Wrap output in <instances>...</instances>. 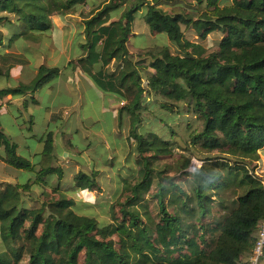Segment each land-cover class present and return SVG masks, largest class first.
Masks as SVG:
<instances>
[{"label": "trees", "instance_id": "trees-1", "mask_svg": "<svg viewBox=\"0 0 264 264\" xmlns=\"http://www.w3.org/2000/svg\"><path fill=\"white\" fill-rule=\"evenodd\" d=\"M161 1L173 2H0V27L13 29L9 40L46 33L52 18L89 9L81 15L90 51L69 64L102 93L123 101L116 127L121 133L127 119L126 142L134 143L123 164L108 163L121 187L108 220L99 221L79 213L61 190L50 191L49 178L65 175L53 165L51 132L40 138L43 149L32 165L0 130V160L15 170L36 169L21 185L0 183V237L7 248L0 264H19L23 257L26 264H247L264 218V186L255 175L264 149V0H180L170 12ZM139 13L150 35H166L174 53L164 45L155 51L136 48L139 59L129 57L131 24ZM182 26L192 28L200 42L185 38ZM212 33L221 38L209 52L202 42ZM1 34L0 29V48L6 49ZM113 60L118 73L108 74ZM27 64L23 55L0 52V76ZM60 74L57 67L40 66L32 85L2 89L0 98L33 94ZM151 115L167 128L166 135L147 128L140 133ZM192 156L202 163L190 172ZM97 175L79 171L71 188L99 192ZM36 186L47 201L27 207L20 191L32 195ZM54 192L57 198L51 199Z\"/></svg>", "mask_w": 264, "mask_h": 264}, {"label": "rangeland", "instance_id": "rangeland-1", "mask_svg": "<svg viewBox=\"0 0 264 264\" xmlns=\"http://www.w3.org/2000/svg\"><path fill=\"white\" fill-rule=\"evenodd\" d=\"M172 4L182 5L180 0H173V2L168 3L161 1V8L170 12L175 6ZM77 9L75 15L52 18V27L48 32L43 34L35 32L31 35L33 37H29V39L9 40L13 29L7 26L4 29L0 27L1 35L6 39L2 43L9 45L11 47L10 51L23 54L30 62L21 69L23 80L19 84L7 77V79H0L1 89L32 85L40 66L61 69V74L56 79L41 87L40 91L37 90L34 98L39 102L38 105H33L31 100L26 98L24 104L21 102L19 103L20 106L16 105L8 108L9 114L16 117L17 123L22 129L9 126V115L0 116V126L3 127L2 125H4L6 127L10 141L17 145V155L26 159L32 156L30 160L32 165H35L40 159V155L33 157V154H40L43 149V143L39 142L38 139L51 132L55 154L53 165L63 168L65 175L60 179L57 176L49 178L50 191L61 190L60 193H65L75 200L76 209L79 213L92 216L99 221H107L109 207L119 194L121 187L118 178H115L113 168L109 164L112 163V165L118 166L123 164L127 152L133 151L134 143L129 145L126 142L129 129L127 119L124 121L121 133L116 127L115 113H117L123 101L118 100L116 96L112 97L114 101H110V94L102 93L94 86L90 77L83 75L80 69L75 67L76 65L69 64L71 61L86 57L90 51L86 47L90 39L84 33V18L81 15V12L87 13L89 9L83 7ZM119 15L120 12L114 16L117 19ZM181 28L185 38L200 42L192 28L186 29L184 26ZM131 34L132 36L128 39L130 45H128L127 51H129V57L132 56L131 58L134 61L139 59L140 54L134 50L136 48H147L149 51V48L152 47L155 51L158 47L166 45L171 53L176 50L166 35L158 34L155 37L150 35L140 13L134 16L131 24ZM220 38L219 34L212 33L202 42V45L209 52L215 51L216 43ZM3 50L4 48L1 47L0 52ZM145 53V51L142 52V55ZM86 62H92V59H88ZM86 62H84L85 65H87ZM118 64L117 60L111 61L105 68L106 72L108 74L118 73ZM139 73L141 76L144 75L141 70ZM32 75L35 76L31 81L29 78ZM105 95H108V97L106 98ZM50 114L53 116L49 122L48 117ZM30 116L33 118V125L28 122ZM168 123L172 124L170 121ZM146 128L148 131L151 130L160 136L167 134V128H163V124L159 123L152 115L145 122V127L140 133L145 134ZM178 152L185 158L189 156L182 151ZM133 154L129 159V166L131 167H133ZM162 161L172 162L171 159H163ZM199 162L202 163L196 156H192L190 162L186 165L187 170L192 172V163L195 165ZM35 171L36 169L24 170L19 176V182L24 183L28 178L34 177ZM79 171L89 175L92 171H98L96 181L100 191L90 193L71 188L73 186V175ZM3 174L4 172L1 169L0 181L2 179L8 181L10 178L8 176L4 178ZM55 188L56 190H54ZM42 190L41 186H36L32 189L34 193L32 195L30 192L20 191L26 198L27 207L38 208L40 204L47 201L40 195ZM57 195L54 192L50 193L49 197L54 199L57 198ZM150 211L152 214L156 213L154 203L150 204ZM6 249L0 237V253L6 251ZM19 264H26V257H23Z\"/></svg>", "mask_w": 264, "mask_h": 264}, {"label": "crops", "instance_id": "crops-1", "mask_svg": "<svg viewBox=\"0 0 264 264\" xmlns=\"http://www.w3.org/2000/svg\"><path fill=\"white\" fill-rule=\"evenodd\" d=\"M2 39L6 40L3 37H2ZM2 44H3V46H9L7 44L4 45V43H2ZM2 48H4V47H2ZM10 48H11L10 46L8 48H6V49L4 48V50L2 52H4V53H12V54H16L18 56L19 55H23V54L18 53V52L15 53V52L10 51ZM26 60H27V58H26ZM27 62H28V64L30 63L28 60H27ZM27 65H25V66H15V67L11 68V70L8 72L7 76L6 75L5 76L4 75L0 76V79H5V78L7 79V77H9L11 80H13V81L17 82V84H19L20 81L23 80V78H22L23 73H22L21 69H23ZM34 76L35 75H32L29 78V80L32 81ZM2 89H6V88H2ZM2 89L0 88V90H2ZM36 93H37V91H35L31 95L30 94H26V95L19 96V97L8 95V96L0 98V116L9 115V119H10L9 126L14 127V128H18V129L19 128L22 129V127H20L19 124L17 123L16 117H14L13 115L9 114L8 108L9 107H14L16 105L20 106L19 103H21V102L24 104L26 98H29L33 105H38L39 102L37 101V99L34 98ZM109 96L111 97V98H109V100L110 101H114L112 99L113 95H109ZM105 97L107 98L108 95H105ZM33 100L37 101V103H34ZM89 106H90V104H89ZM18 109H20V108H18ZM18 114H20V112H18ZM52 116H53L52 114L49 115V117H48L49 122L51 121ZM28 122H29V124L33 125L34 122H33L32 116L29 117ZM2 126L3 127L0 126V130L2 131L3 134H5L8 137L6 127L4 125H2ZM29 129H31V127H29ZM32 137H35V136H32ZM39 142H41L40 139H39ZM3 151H4V149L0 148V158L4 157ZM37 155H39V154L35 155V153H34L33 157H36ZM31 157L32 156L28 157L29 161L31 160ZM9 167H10L9 165H7L5 162L0 160V168L4 172V174H3L4 178L7 177V176L10 178V179H8V181H5L6 179H2V181H0V183L21 185L22 183L19 182L20 181L19 180L20 179L19 176L22 174L23 171L22 170L17 171L15 169H13L12 167H10V168ZM9 169H11V170H9ZM255 175L261 179L262 184L264 185V149L259 152V160L255 164ZM261 264H264V257L261 260Z\"/></svg>", "mask_w": 264, "mask_h": 264}, {"label": "built area", "instance_id": "built-area-1", "mask_svg": "<svg viewBox=\"0 0 264 264\" xmlns=\"http://www.w3.org/2000/svg\"><path fill=\"white\" fill-rule=\"evenodd\" d=\"M200 165H201L200 162L195 165L192 163V169ZM263 257H264V218L260 222L259 228L255 234L253 248L248 257L247 264H261V260Z\"/></svg>", "mask_w": 264, "mask_h": 264}, {"label": "water", "instance_id": "water-1", "mask_svg": "<svg viewBox=\"0 0 264 264\" xmlns=\"http://www.w3.org/2000/svg\"><path fill=\"white\" fill-rule=\"evenodd\" d=\"M2 0H0V2H1Z\"/></svg>", "mask_w": 264, "mask_h": 264}]
</instances>
